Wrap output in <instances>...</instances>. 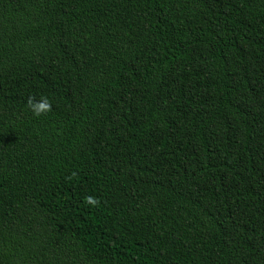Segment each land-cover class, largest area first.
Wrapping results in <instances>:
<instances>
[{
  "label": "trees",
  "instance_id": "1",
  "mask_svg": "<svg viewBox=\"0 0 264 264\" xmlns=\"http://www.w3.org/2000/svg\"><path fill=\"white\" fill-rule=\"evenodd\" d=\"M0 264H264V0H0Z\"/></svg>",
  "mask_w": 264,
  "mask_h": 264
},
{
  "label": "clouds",
  "instance_id": "2",
  "mask_svg": "<svg viewBox=\"0 0 264 264\" xmlns=\"http://www.w3.org/2000/svg\"><path fill=\"white\" fill-rule=\"evenodd\" d=\"M27 106L34 116L47 114L52 109L51 103L47 97H42L40 101H36L34 97L30 96L27 101ZM85 203L91 206H96L99 204V200L93 196H87L85 197Z\"/></svg>",
  "mask_w": 264,
  "mask_h": 264
}]
</instances>
